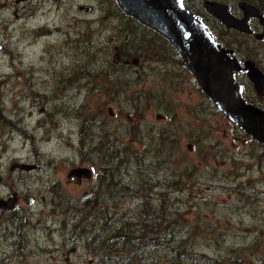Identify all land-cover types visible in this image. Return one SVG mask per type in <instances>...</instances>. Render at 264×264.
I'll return each mask as SVG.
<instances>
[{
	"label": "rangeland",
	"instance_id": "rangeland-1",
	"mask_svg": "<svg viewBox=\"0 0 264 264\" xmlns=\"http://www.w3.org/2000/svg\"><path fill=\"white\" fill-rule=\"evenodd\" d=\"M202 1L183 4L226 41ZM102 6L0 0V198L17 200L0 210V264H117L120 253L94 242L103 221L104 232L158 222L163 245H144L150 264H264L263 146L173 58L108 68L120 21ZM243 94L264 111V96ZM76 167L89 179L69 176ZM89 189L97 197L83 207Z\"/></svg>",
	"mask_w": 264,
	"mask_h": 264
},
{
	"label": "water",
	"instance_id": "water-1",
	"mask_svg": "<svg viewBox=\"0 0 264 264\" xmlns=\"http://www.w3.org/2000/svg\"><path fill=\"white\" fill-rule=\"evenodd\" d=\"M113 1L124 15L165 39L215 110L264 147V112L244 102L241 97L242 88L234 79L238 73L246 72L256 93L264 90V77L251 63L239 66L231 58V51L217 44L202 19L184 7L183 0ZM236 5L244 15L240 20L230 14L226 3L204 0L200 4L204 13L225 29L248 33L247 19L260 18L261 13L243 2ZM131 63L136 64V60ZM107 112L109 116L112 115L110 109ZM185 150H192V145L187 143ZM32 168L33 165L22 166L24 170ZM90 174V170L84 167H76L69 172V175H82L86 178ZM80 196L83 198L85 193ZM25 202H32V197H26ZM15 207V196L0 199L1 211L13 210Z\"/></svg>",
	"mask_w": 264,
	"mask_h": 264
},
{
	"label": "trees",
	"instance_id": "trees-1",
	"mask_svg": "<svg viewBox=\"0 0 264 264\" xmlns=\"http://www.w3.org/2000/svg\"><path fill=\"white\" fill-rule=\"evenodd\" d=\"M100 10L102 13L101 15L107 16L111 20L115 18L120 21L112 29L113 33L116 34L113 37V43L117 55L112 61L107 63L106 66L108 68L111 66L116 67L117 69H115L114 72H117L119 71L118 67L122 69L129 63L132 66L131 61L133 59L137 60V62L139 60L143 61L146 58L152 62H161L163 61V57H171L177 62V65H179L182 70H185L180 57L165 39L157 35L155 32L145 28L133 18L124 15L118 9L113 0H104V6H102V9ZM217 43L224 48H229L228 39L222 43ZM127 61L129 62L127 63ZM185 73L188 72L186 71ZM197 90L199 91L198 88ZM112 186H116V184H104L105 189L108 187V190L111 189ZM81 203L83 204V202ZM73 210L74 212H77L75 207ZM103 222L105 223V221ZM138 225H140V223ZM144 226L145 228L134 229L131 223L124 221L117 227H112L111 225L108 226V229L104 232V226L102 227L101 225L99 234L104 233L105 235L103 238H99L100 235L98 234L97 237L94 238V242H99L100 247L107 249L109 254L120 253L122 256H115L116 258L119 257L117 264L120 263V259L125 264H150L149 261L145 259L144 245L153 244V249H159L158 246L163 245V241H159L161 239L159 233L164 229L160 228L158 222L152 224L146 223ZM164 235L163 239L167 237V233L164 232ZM171 240L173 239L170 238L164 240V245L166 248L174 250L171 246ZM180 242L181 241H179V243ZM183 251H180V253H185L183 258L190 259L194 257L192 252L188 250L187 252ZM199 258L202 261L207 260L206 257Z\"/></svg>",
	"mask_w": 264,
	"mask_h": 264
},
{
	"label": "flooded vegetation",
	"instance_id": "flooded-vegetation-1",
	"mask_svg": "<svg viewBox=\"0 0 264 264\" xmlns=\"http://www.w3.org/2000/svg\"><path fill=\"white\" fill-rule=\"evenodd\" d=\"M218 2H230L229 5V12L230 14L235 18L240 20L244 15L243 12L237 7L238 2H243L247 5H250L256 9H258L261 13V21L260 18H251L249 17L246 21L248 33H241L236 30H226L222 25L220 27L228 33V50L231 51V57L236 60V62L239 64V66H243L245 63H251L254 68H256L261 75L264 77V0H246V1H240V0H216ZM1 48V46H0ZM241 54V55H240ZM235 80L238 81V84H240L242 88V98L244 97L245 90L254 92L256 96H264V90H262L259 93H256L254 90L253 84L249 81L246 72H240L237 75L234 76ZM244 99V98H243ZM245 101V100H244ZM246 102V101H245ZM256 108L258 106L255 104L254 100H250V102H246ZM261 110L260 108H258ZM263 111V110H261ZM264 112V111H263ZM70 172V171H69ZM70 176V175H69ZM87 179V178H86ZM89 179V178H88ZM117 191V190H116ZM82 193H85V201L83 204H87L86 206H89L90 204H94L95 199L97 197V192H93L92 190L83 191ZM81 193V194H82ZM121 195H116L115 199ZM81 197V196H80ZM93 198V199H92ZM92 199V200H91ZM117 202V199L115 201V204ZM82 204V206H83ZM85 206V205H84ZM16 208V207H15ZM14 208V209H15ZM104 220V217H102ZM104 226V222L102 224V227ZM105 229V227H104Z\"/></svg>",
	"mask_w": 264,
	"mask_h": 264
},
{
	"label": "bare ground",
	"instance_id": "bare-ground-1",
	"mask_svg": "<svg viewBox=\"0 0 264 264\" xmlns=\"http://www.w3.org/2000/svg\"><path fill=\"white\" fill-rule=\"evenodd\" d=\"M129 17V16H128ZM138 52V51H137ZM139 56V55H138ZM141 59V58H140ZM13 210H15V209H13ZM13 210H11V211H13Z\"/></svg>",
	"mask_w": 264,
	"mask_h": 264
}]
</instances>
